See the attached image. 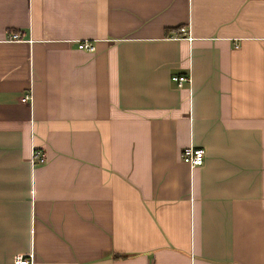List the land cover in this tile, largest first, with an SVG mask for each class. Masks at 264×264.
I'll return each mask as SVG.
<instances>
[{"label": "crops", "instance_id": "obj_1", "mask_svg": "<svg viewBox=\"0 0 264 264\" xmlns=\"http://www.w3.org/2000/svg\"><path fill=\"white\" fill-rule=\"evenodd\" d=\"M18 253L264 264V0H0V264Z\"/></svg>", "mask_w": 264, "mask_h": 264}, {"label": "built area", "instance_id": "obj_2", "mask_svg": "<svg viewBox=\"0 0 264 264\" xmlns=\"http://www.w3.org/2000/svg\"><path fill=\"white\" fill-rule=\"evenodd\" d=\"M174 37H184L189 38L188 30L186 26H179ZM11 40H18L19 35L17 33H12L10 36ZM77 47L87 51H93L95 49L92 41L81 40L77 42ZM170 79L176 82V85H179L182 81L187 79V76L184 74L171 75ZM30 98L29 94H25L21 97L22 101H27ZM203 159V149L200 147L193 146L191 144L184 146L180 151V160L189 166L199 165L202 163ZM36 160L37 162H43L44 156L40 151L34 150L32 152V161ZM13 264H33L30 254L18 253L13 258Z\"/></svg>", "mask_w": 264, "mask_h": 264}]
</instances>
